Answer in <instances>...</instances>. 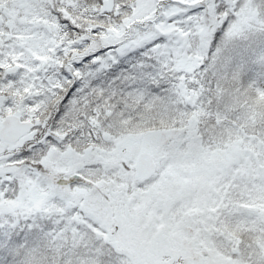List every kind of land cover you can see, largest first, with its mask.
<instances>
[{"label":"snow or ice","instance_id":"6c2138e0","mask_svg":"<svg viewBox=\"0 0 264 264\" xmlns=\"http://www.w3.org/2000/svg\"><path fill=\"white\" fill-rule=\"evenodd\" d=\"M79 4L0 0V264H264V0Z\"/></svg>","mask_w":264,"mask_h":264},{"label":"rangeland","instance_id":"374dc122","mask_svg":"<svg viewBox=\"0 0 264 264\" xmlns=\"http://www.w3.org/2000/svg\"><path fill=\"white\" fill-rule=\"evenodd\" d=\"M168 2H171V0H168ZM93 3H99L95 2L93 0H80L79 8H77V12H80L81 9H88L90 10L91 5ZM10 11L6 13V23L11 22L13 29L17 25H22L24 23H30V16L31 12L28 11V7L26 5H21L18 3H12L10 4ZM38 7V5H37ZM106 19V17H103ZM249 42L252 44V47L259 49L260 46H264V34L261 33H253L249 36ZM165 84L162 83L161 87H164ZM153 91H158V89L153 88ZM254 102L256 104L264 106V95H257L254 97ZM258 194L255 197L256 199H264V189H261L259 186H257ZM2 231V230H0Z\"/></svg>","mask_w":264,"mask_h":264},{"label":"trees","instance_id":"16d2710c","mask_svg":"<svg viewBox=\"0 0 264 264\" xmlns=\"http://www.w3.org/2000/svg\"><path fill=\"white\" fill-rule=\"evenodd\" d=\"M93 1L98 2L99 0H93ZM21 234H22V233H21Z\"/></svg>","mask_w":264,"mask_h":264}]
</instances>
